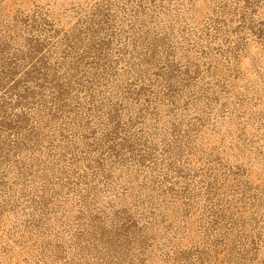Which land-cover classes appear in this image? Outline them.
<instances>
[{
    "label": "rangeland",
    "instance_id": "rangeland-1",
    "mask_svg": "<svg viewBox=\"0 0 264 264\" xmlns=\"http://www.w3.org/2000/svg\"><path fill=\"white\" fill-rule=\"evenodd\" d=\"M0 264H264V0H0Z\"/></svg>",
    "mask_w": 264,
    "mask_h": 264
}]
</instances>
